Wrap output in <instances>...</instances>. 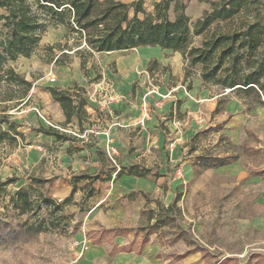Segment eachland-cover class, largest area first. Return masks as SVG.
I'll return each instance as SVG.
<instances>
[{
    "label": "rangeland",
    "instance_id": "1",
    "mask_svg": "<svg viewBox=\"0 0 264 264\" xmlns=\"http://www.w3.org/2000/svg\"><path fill=\"white\" fill-rule=\"evenodd\" d=\"M145 2L152 9L154 0ZM260 2L264 22V0ZM186 13L194 24L204 13L200 1L187 0ZM169 16L176 17L174 3ZM65 31L50 25L36 55L11 62L33 87L30 101L10 110V120L24 124L25 139L18 138L23 144L0 143V264H112L110 256L90 258L92 245L103 241L100 245L112 248L113 233L100 239L108 227L102 222L115 220L120 206L129 205L141 189L150 202L143 198L135 228L147 230L150 207L158 216L167 215L157 200L168 206L180 195L173 210L176 221L161 229L164 245L154 236L157 247L150 255L123 264H264V103L258 94L223 92L203 81L200 64L189 68L187 77L184 59L160 48L149 57L158 56L164 68L153 65L151 72L139 50L93 56H79L76 46L50 51L48 46L65 43ZM202 40L197 36L194 42ZM57 57L60 62H50ZM171 70L176 74L170 76ZM50 87L87 102L85 130L79 125L58 129L69 141L59 143L45 133L38 137L40 128L51 127L42 115L54 122L41 110L52 108ZM199 156L227 163L208 166ZM123 169L137 170L145 179L119 177ZM87 172L101 174L94 196L84 199L78 190L60 210L40 204L42 194L62 201L68 184L77 182L81 188L85 181L77 178ZM9 178L14 181L4 184ZM180 229L187 240L170 242ZM140 245L139 239L133 248ZM180 254L186 256L177 259Z\"/></svg>",
    "mask_w": 264,
    "mask_h": 264
},
{
    "label": "trees",
    "instance_id": "2",
    "mask_svg": "<svg viewBox=\"0 0 264 264\" xmlns=\"http://www.w3.org/2000/svg\"><path fill=\"white\" fill-rule=\"evenodd\" d=\"M210 4V9L193 24L186 13L187 0H160L155 2L154 11L147 12L144 0H135L127 4L120 0H0V7L5 13L0 15V143L8 140L11 146L19 144L18 138L25 139L18 125L10 120V110L26 105L30 101V91L33 81L19 73L11 65L20 57L31 58L37 54L39 43L47 28L52 25L64 27L65 43L59 42L48 46L50 51L60 47L67 50L76 46L74 52H82L88 56L95 53L129 50L138 47L160 46L182 54L186 64L185 75L190 74L189 68L200 64L201 78L226 89L240 90L246 93L256 92L259 101L264 103L260 92H264V22L262 11L257 8L260 0H199ZM174 3L176 17L172 20L169 11ZM131 8L134 15H130ZM256 14L252 16V9ZM139 13L145 15L140 18ZM251 19L249 20V18ZM202 36L200 45L194 39ZM65 53V52H64ZM50 62H60L59 57ZM87 59L81 58V65H86ZM153 65H159L156 59L149 63V71ZM161 66V65H160ZM52 97L58 101L70 123L73 116L79 119L80 129L84 130L83 116L87 114L86 100L75 98L69 91L50 87ZM217 106L216 112L220 111ZM7 126V127H6ZM48 135L56 137L57 141L70 140L69 135L58 128H40ZM198 161L208 166H222V159L212 163L211 158L199 156ZM124 174L144 176L137 170L123 169L118 176ZM107 175L105 180H109ZM32 180L43 183L49 179L33 177ZM77 179L87 181L80 189L83 198L88 199L97 193L93 183L102 179L101 174H83ZM14 181L9 178L4 184ZM71 193L62 201L42 194L41 205L60 210L69 201L74 200L78 190L77 182L71 183ZM22 195L25 203L29 202L28 192ZM174 202L165 207L157 200V208L167 215L158 216L156 209L149 208L148 225L142 243L145 244L153 233H159L167 225L175 223ZM155 222L152 224V221ZM116 228L105 229V233L116 234ZM185 230L174 234L170 242L187 240ZM162 239V237H161ZM101 242V241H99ZM122 251H131L129 246L120 247ZM193 250H189L191 252ZM141 252V249L138 250ZM114 251L110 252L112 255ZM185 255L176 256L178 259Z\"/></svg>",
    "mask_w": 264,
    "mask_h": 264
},
{
    "label": "crops",
    "instance_id": "3",
    "mask_svg": "<svg viewBox=\"0 0 264 264\" xmlns=\"http://www.w3.org/2000/svg\"><path fill=\"white\" fill-rule=\"evenodd\" d=\"M120 1L125 2L127 4H132L135 0H120ZM157 1H160V0H154V4ZM154 4L151 5L152 9H150V8H146V2H145L144 3L145 10L147 12H153L154 11ZM200 4H201L202 11L208 10L209 7H210V4L207 3V2H204V1H200ZM5 12H6L5 9L0 7V15L4 14ZM130 15L131 16L134 15V9L133 8H131V10H130ZM138 16L140 18H144L145 17V15L143 13H139ZM1 22L2 21L0 20V23ZM158 48L162 49L166 53H170V52L176 53L177 55H180L183 58L181 53L174 52V51H172L170 49H163L160 46L138 47V48H133V49H129V50H139V53L143 57L146 58L147 70L149 71V69H148L149 63H150L151 60H154V59H156L158 61V63H159L158 66L159 67L164 68V66H163L164 62L158 56H154V58L149 57V55H151L153 53H156ZM117 51H121V50H117ZM113 52H115V51H113ZM106 53H112V52H106ZM151 71L152 70H150V72ZM172 74L175 75L176 73L171 70V72H169V75L171 76ZM28 80H30V79H28ZM52 99H53L52 108H42L41 109L42 112H45L48 115L51 114L53 116V119H54L53 123L55 125H57L59 127H63V128H67L69 126H72L73 128L76 129L77 125H79L78 117L77 116H73L71 122L67 123L66 122L65 112H64L63 108L61 107L60 103L58 101H56L53 97H52ZM126 109H130V108H126ZM134 109L137 110L138 108H131V112H133ZM123 116H125L124 118L128 117L127 115H123L122 114L121 117L123 118ZM131 118L133 119V116ZM119 123H120V125L121 124L123 125L125 122H123V120H121V122H119ZM83 126H84V124H83ZM23 127H24V124L19 125L18 126V130L20 132L21 131L23 132V130H21V128H23ZM79 127H80V125H79ZM84 130H85V126H84ZM42 133H44V132L39 131L38 137H40V135ZM46 135L50 136L53 139V141H57L55 136L48 135V134H46ZM111 135L113 136L112 140H115L114 135L113 134H111ZM67 141H69V140H67ZM57 142L60 143L62 141H57ZM21 144H23L22 141L19 142V144L17 146H20ZM73 145L76 146L75 144H73ZM69 155H71V154H69ZM74 163H76V162H74ZM68 164L71 165V163H68ZM75 167H76V165H75ZM80 167L83 168L82 165H80ZM88 174H90V173H88ZM91 175H93V174H91ZM120 177L137 178V179H139V181H142V180L145 179V176H136V175H130V174H124V175H122ZM86 182L87 181H85V183ZM68 186L70 188H69L68 192L65 194V197H67L71 193V189H72L71 183H69ZM93 186H94V183H93ZM78 190H81V189L78 187ZM130 191H132V190H129L128 193H132ZM139 191H140L139 192L140 196H138L137 198L134 197L135 200H131L129 205H127L126 207L120 206V208L118 210V213H117V215L115 217V220H110L111 223L104 222V221L102 222L104 225L108 226L106 229L116 228V229L119 230L116 234H113V239H112L113 242L111 244L112 248L109 249L107 246L100 245L101 242H103V241L97 242L94 245H92V249H91L90 254H89L90 258H92L93 260L94 259L96 260L98 258L110 256V258L112 259V264H123V263H125L126 260L130 261L131 259H133L135 257H141V256L146 255V254L150 255V253H152L156 249L157 244H156V241L154 240V236L155 237H157V236L159 237V233L151 234L149 239L147 240V242L145 244H143L142 241H143L145 232L147 230L146 229L142 230V229H139L137 227L135 228V226L138 224V222L140 221V218L143 215V211H141L142 207L144 205V202H143L144 199L143 198L147 199L146 193L144 192L145 190L141 189ZM147 202H150L149 199H147ZM162 203H163V205L165 207H168L170 205L169 204L168 206H166L163 201H162ZM128 208L130 209V212H129ZM150 208H154V207H150ZM154 222H155V220L152 221V224ZM147 225H148V221H147ZM160 236L162 237V239H161V237H159V239L161 240V244L164 245L165 242H164V237L162 235V230H160ZM139 239L141 240V245L139 247V249H141V252H138L139 249L135 250L133 248L134 242H138ZM179 241H181V240H179ZM179 241H177V242H179ZM177 242H172V243H177ZM122 246H129L132 250L131 251H122V250H120V247H122ZM112 250L114 251V253L112 255H110V252ZM188 253H190V252H188ZM180 255H183V254H180ZM184 255L186 256V254H184Z\"/></svg>",
    "mask_w": 264,
    "mask_h": 264
},
{
    "label": "built area",
    "instance_id": "4",
    "mask_svg": "<svg viewBox=\"0 0 264 264\" xmlns=\"http://www.w3.org/2000/svg\"><path fill=\"white\" fill-rule=\"evenodd\" d=\"M55 77H52V81H55ZM43 117H44V119L46 120V123L48 124V125H50L51 127H54V128H58V129H63V128H61V127H59V126H57V125H55L52 121H50L49 119H47L44 115H42Z\"/></svg>",
    "mask_w": 264,
    "mask_h": 264
}]
</instances>
